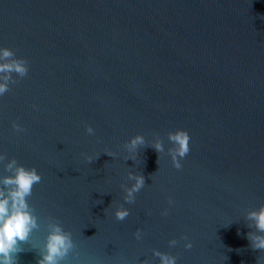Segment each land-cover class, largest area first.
I'll list each match as a JSON object with an SVG mask.
<instances>
[{
    "label": "water",
    "instance_id": "obj_1",
    "mask_svg": "<svg viewBox=\"0 0 264 264\" xmlns=\"http://www.w3.org/2000/svg\"><path fill=\"white\" fill-rule=\"evenodd\" d=\"M2 47L29 71L0 96V153L42 177L29 197L41 228L18 264L40 258L48 217L77 245L62 264H159L153 249L176 264H264L246 224L264 203V0H0ZM177 129L190 136L180 169ZM136 134L147 146L132 153ZM130 171L146 183L134 203Z\"/></svg>",
    "mask_w": 264,
    "mask_h": 264
},
{
    "label": "clouds",
    "instance_id": "obj_2",
    "mask_svg": "<svg viewBox=\"0 0 264 264\" xmlns=\"http://www.w3.org/2000/svg\"><path fill=\"white\" fill-rule=\"evenodd\" d=\"M28 71V61L25 58L17 57L11 48H0V96L9 91V85L15 82L16 76L22 78L28 74ZM12 126L18 133L24 131L15 121ZM86 131L88 134H94L91 125L87 126ZM168 139L172 142V146L167 151L174 167L180 169L181 160L190 151L189 133L184 129H177L168 133ZM142 146L147 145L145 137L141 134L132 136L124 144V147L132 153ZM151 147L159 155L165 151L164 143L159 137L151 143ZM105 153L111 157L115 156L111 151ZM86 159L89 163L93 162L92 156H86ZM0 164H3L6 173L0 176V264H18V253L25 250L23 245L29 242L34 231L41 228V221L29 203V197L32 196L34 186L41 182L42 177L35 167H26L14 157L9 159L6 153H0ZM127 179L134 182L130 186L121 185L125 193L123 199L127 203H134L136 194L146 186L145 177L142 172L130 171ZM168 203L170 205L173 203L171 197L168 198ZM166 214L167 209H164L162 215ZM114 215L117 220L123 221L129 216V209L121 205L115 209ZM246 220L247 227L251 229L247 233L250 247L264 252V203L259 208L250 209L246 213ZM46 229L43 246L36 249L40 258L35 264H62L77 248L72 233L65 230L62 223L54 217L47 218ZM134 235L138 240L142 239V230L137 229ZM183 239L184 247L191 249L192 241L187 236ZM177 243L175 238L169 240V246H175ZM152 251L159 257V264H176L175 256L157 249ZM260 259L257 258V264H260ZM141 264H147V261H142Z\"/></svg>",
    "mask_w": 264,
    "mask_h": 264
}]
</instances>
